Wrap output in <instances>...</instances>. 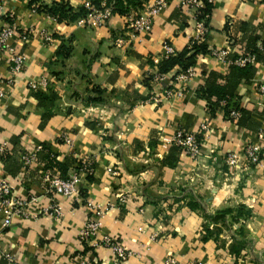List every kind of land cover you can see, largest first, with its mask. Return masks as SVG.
Returning a JSON list of instances; mask_svg holds the SVG:
<instances>
[{
    "label": "crops",
    "instance_id": "crops-1",
    "mask_svg": "<svg viewBox=\"0 0 264 264\" xmlns=\"http://www.w3.org/2000/svg\"><path fill=\"white\" fill-rule=\"evenodd\" d=\"M87 1L94 2L0 0V30L13 28L7 42L25 56L21 71L11 73L9 55L0 50V180H9L13 194L27 200L6 227L0 210V247L18 264H78L83 254L92 264H213L232 257L235 264H264V0H213L208 52L197 53L186 69L176 65L164 73L153 58L167 57L168 46L175 52L189 47L195 35L190 10L167 0L150 30L131 34L129 15L154 0L136 8L121 0L128 10L112 11L102 26L80 25L81 17L58 20L41 6L63 2L77 8ZM118 37L125 38L120 45ZM61 44L69 55H56ZM214 48H227V56L215 58ZM254 50L253 73L234 77L229 57ZM188 69L191 76L177 79ZM42 78L46 85L30 86ZM214 81L232 87V100L242 108L239 120L200 93ZM96 87L104 103L84 104ZM180 128L197 134L198 158L170 142ZM37 144L43 148L23 167L21 154ZM248 145L259 146L258 161L246 157ZM227 152L237 154L239 168L224 164ZM84 156L92 161L89 173L79 167ZM56 162L65 163V171ZM72 170L80 175L74 196L49 187L47 175ZM89 202L103 213L95 235L81 240L92 215ZM54 203L58 214L38 213ZM226 204L250 211L236 222L246 221L250 239L237 257L227 248L230 234H219L223 247L214 235L203 238L204 212ZM104 236L130 255L115 261L113 250L98 244ZM6 263L0 251V264Z\"/></svg>",
    "mask_w": 264,
    "mask_h": 264
},
{
    "label": "built area",
    "instance_id": "built-area-1",
    "mask_svg": "<svg viewBox=\"0 0 264 264\" xmlns=\"http://www.w3.org/2000/svg\"><path fill=\"white\" fill-rule=\"evenodd\" d=\"M167 0H154L144 11L138 13L137 15H129L128 17V29L131 34L139 33L142 31H147L151 29L152 18L156 16L160 10L165 6ZM213 2V0H208ZM179 5L181 8H185L192 12V17L195 21V35L191 39L196 42H203L206 38L207 27L204 24L203 18L200 17L201 9L204 4L202 0H179ZM87 9V13L84 17H81L77 20V23L80 25H95L102 26L105 25L108 19L112 15V0H97V4H94L92 1H87L84 5ZM13 33V28L11 26H4L0 30V50H5L9 55L10 60V71L11 73H18L24 66L25 56L18 52L16 48L7 42V38ZM125 41V38L118 37L115 39L116 44L120 45ZM190 42V43H191ZM175 51L171 46L166 47V55H172ZM210 53L215 58H225L228 54L227 48L220 49H211ZM255 60V55L252 53H240L236 58L228 59L229 64H235L237 66H244L247 63H252ZM159 61L158 58H153V62L156 64ZM193 74L192 69H188L185 73H180L177 76V79H186L187 77ZM46 85L47 80L42 78L39 81H34L30 84L32 88H36L38 85ZM261 89L264 90V85L261 86ZM171 90H165L166 95H171ZM177 96L182 94L181 90L175 92ZM224 103V101H222ZM240 116V113L237 109L232 108L229 112V118L237 120ZM63 141L66 144H71L72 140L69 135L62 136ZM170 142L177 147H179L187 156L192 158H198L200 156V142L196 133L185 130L183 128L177 129L171 138ZM3 147H1L2 149ZM43 148L41 144H37L21 154L22 166L26 167L36 158L38 151ZM259 146L257 145H248L245 148L246 157L250 162H256L259 159L258 154ZM210 154L215 152L213 149H210ZM216 157V156H215ZM224 164L228 168H239L240 162L237 154L233 152H227L223 156ZM81 164V170L86 172H91L92 161L88 157L79 158ZM79 170H72L65 174L64 176H46V180L49 182V187L52 188L56 193H60L65 196H74L77 191V183L80 179ZM13 186L11 182L7 179L0 180V210L4 213V218L2 226L6 227L11 224V219L13 216H19L23 213V210L27 204L25 198L15 196L13 194ZM121 202L126 200V196L121 195L119 197ZM89 212L92 215H89L88 219L85 222L83 229L80 232L81 240L91 238L95 235L96 229L98 228V217L102 216L103 210L99 205H96L92 202L88 203ZM49 210L54 211V213H59V207L57 204H52L48 208L39 210L38 213H45ZM99 245L109 247L115 253V261L125 259L129 256V251L122 244L115 241L110 236H104L98 242ZM0 251L3 252L5 259L7 260L6 264H18L12 255L3 250L0 247ZM171 261V260H170ZM78 264H92L91 259L88 256L81 255Z\"/></svg>",
    "mask_w": 264,
    "mask_h": 264
},
{
    "label": "trees",
    "instance_id": "trees-1",
    "mask_svg": "<svg viewBox=\"0 0 264 264\" xmlns=\"http://www.w3.org/2000/svg\"><path fill=\"white\" fill-rule=\"evenodd\" d=\"M94 4H97V0H93ZM203 1V8L201 9L200 17L203 18L204 24L207 27V33H208V19L210 16V11L212 7V2L208 0H202ZM127 5H130L131 7H141L143 1L142 0H125ZM42 9H44L45 12H47L49 15L55 17L58 20H64V19H75L78 17H84L87 13V9L84 6H80L77 8H73L68 3L63 2H51L49 4H42ZM128 10V8L122 3L121 0H112V11L115 12H123L125 13ZM207 37V34L205 35ZM206 39V38H205ZM205 41V40H204ZM203 42H196L192 41L189 45V47L183 48L179 52H175L172 55H168L165 58H162L159 60L156 65L157 71L159 73L167 72L168 70L172 69L174 66L178 65L181 66L182 69H186L189 65L192 64L193 59L197 53H207L208 48L207 44ZM191 50V52H189ZM255 55L256 57V50L250 52ZM56 55H63L67 56L69 55V48L61 44L56 52ZM237 56H230V59H234ZM231 70L233 72L234 77L238 78L239 76H243L244 78L248 79L250 75L253 73V66L251 63H247L244 66H237L235 64H231ZM93 96H88L86 98L82 99V102L86 105L89 104H98V103H104L103 98L101 97V90L96 87L94 90ZM200 93L205 96L207 99H212L214 103H216L218 106L222 103L220 106L224 111V115L226 117H229V112L232 108H235L239 111L240 116L237 120L240 119L242 115V108L240 107L237 100H232V87H228L225 84L218 83L217 81L208 83L207 85L201 87ZM39 96V93H37ZM214 103L212 104V107L214 106ZM57 163V166H59L62 170L65 171L66 164L65 163ZM79 167H81V164L79 162ZM61 171V175L64 176L65 172ZM250 214V211L242 204L232 207V206H224L222 208H219L215 210L214 212H204V216L206 219V224H204V231L205 236L203 238L207 237V235L211 236L214 235L217 245L224 246V240L220 238L216 233L215 230L221 231L222 228L225 227L226 230H229L230 232V242L227 245L228 251L233 254L234 256L238 255L240 251L243 249H248L250 246V239L246 236V231L242 226H240L237 230L231 229V219L234 218L235 221H239V218L247 217ZM229 215L232 216V218H229ZM234 222V221H233ZM214 224L213 227H210L209 224ZM218 227V228H217ZM87 250V249H86ZM237 257V256H236Z\"/></svg>",
    "mask_w": 264,
    "mask_h": 264
},
{
    "label": "rangeland",
    "instance_id": "rangeland-1",
    "mask_svg": "<svg viewBox=\"0 0 264 264\" xmlns=\"http://www.w3.org/2000/svg\"><path fill=\"white\" fill-rule=\"evenodd\" d=\"M225 206H232V207H234L235 205H229V204H226ZM229 218L231 219L232 218V216L231 215H229ZM231 229L232 230H237L239 227L238 226H240V225H238V223H236V221H235V219L234 218H232L231 219ZM234 221V222H233ZM242 227L244 228L246 225V221L245 222H242ZM218 228V227H217ZM223 230H221V231H218V230H215V233L219 236V234H223V235H228V234H230V232H229V230H226L225 229V227H223L222 228ZM244 230L246 231V236L248 237V229L247 228H244ZM221 238V237H220ZM222 240H224V243H225V238L224 239H222ZM125 246V245H124ZM219 246V245H218ZM126 247V246H125ZM221 247H223V246H221ZM130 255V254H129ZM128 257V256H127ZM171 260V259H170ZM230 260V259H229ZM237 261V258H235V260H234V258L232 257V259H231V261H228V260H222V261H220L219 262V260L217 259V261H216V263H213V264H235V262ZM200 262H197V260H194V262H193V264H199Z\"/></svg>",
    "mask_w": 264,
    "mask_h": 264
}]
</instances>
